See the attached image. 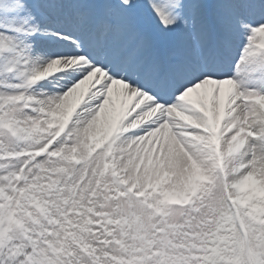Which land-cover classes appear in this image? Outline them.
Wrapping results in <instances>:
<instances>
[{"label":"snow or ice","instance_id":"6c2138e0","mask_svg":"<svg viewBox=\"0 0 264 264\" xmlns=\"http://www.w3.org/2000/svg\"><path fill=\"white\" fill-rule=\"evenodd\" d=\"M0 264H264V0H0Z\"/></svg>","mask_w":264,"mask_h":264}]
</instances>
